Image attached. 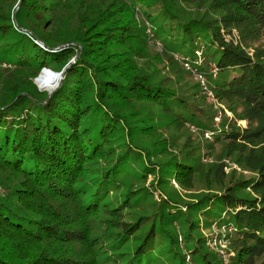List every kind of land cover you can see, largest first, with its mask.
Here are the masks:
<instances>
[{
  "label": "trees",
  "instance_id": "16d2710c",
  "mask_svg": "<svg viewBox=\"0 0 264 264\" xmlns=\"http://www.w3.org/2000/svg\"><path fill=\"white\" fill-rule=\"evenodd\" d=\"M200 46L188 92L176 57ZM43 67L67 68L50 94ZM187 124L200 132L179 143ZM201 174L199 198L162 194ZM197 217L227 231V254ZM153 263L264 264V0H0V264Z\"/></svg>",
  "mask_w": 264,
  "mask_h": 264
},
{
  "label": "rangeland",
  "instance_id": "374dc122",
  "mask_svg": "<svg viewBox=\"0 0 264 264\" xmlns=\"http://www.w3.org/2000/svg\"><path fill=\"white\" fill-rule=\"evenodd\" d=\"M195 7L194 6H188L187 7V10H193ZM196 12V10L194 11ZM200 13V15H203V18L204 19H210V18H213L212 16H214L215 14L212 12V11H205V12H201V11H198ZM135 15V19L141 23L142 21V17L141 16H138L136 14ZM150 28H152L151 24H148ZM199 44V43H198ZM201 45L203 43H200ZM201 48H199V54L200 56H202L201 52L203 50L202 46H200ZM156 48V47H155ZM158 48H156L157 50ZM204 51H205V48H204ZM174 56V55H173ZM175 57V56H174ZM192 57V56H191ZM194 58V57H193ZM7 58H4L3 61H6ZM47 63L50 67H54V66H57V62L51 60V57L49 56L47 58ZM162 73L166 76L168 74L171 73V71L167 68L166 70L162 71ZM46 76V77H45ZM49 76L51 77V75L49 74V72H44L39 79H42L45 77V79L39 83H36L35 82V79H34V82L35 84L37 85L38 89L40 91H47L49 92V90H51L53 88L54 85H57L56 88L59 86L60 82L62 81L63 77L61 79H58L56 76V79L53 80V83H51L50 86H46V82H47V79L49 78ZM54 76V75H52ZM206 77V76H205ZM38 79V80H39ZM37 80V82H38ZM174 81H176V83L180 86H182V88L185 90V91H188V92H191L192 90L196 89L197 86H199L197 84V82L200 83L199 79L197 78V76L195 75H183V74H179V75H175L174 76ZM59 82V83H58ZM44 83V84H43ZM43 84V85H42ZM197 84V86H196ZM42 85V86H40ZM45 86V87H43ZM54 88V90L56 89ZM51 93V92H50ZM231 117L232 115L229 113V112H226V115L225 116H228ZM221 118H224V115H221ZM238 124H240L241 126L243 127H247L248 126V123H247V120H240L238 122ZM215 125L216 126H219V123L216 124L215 122ZM189 128V127H188ZM191 131H184V135L180 138V141L179 143H182L185 139V136L187 134H190V132L192 134H198L200 131L197 130V129H191L189 128ZM205 138L208 139L209 142H212L214 143V140H213V135H210L208 133H205ZM203 143H201V151H200V156L202 157L203 154L205 153L206 151V148H207V141L203 140ZM215 145V148H217V150H220L221 148V145L219 143H214ZM175 153H179V149H176L175 150ZM208 157L206 156H203V162L205 163L204 165V171L207 170L208 166H206V164H208L210 162L211 159H207ZM238 168V167H237ZM226 171H230L231 168H227L225 167ZM236 176H239V177H248L249 176V173L248 172H242V169L238 168L237 172L235 173ZM246 175V176H245ZM197 178H194V188L190 191H187L183 188H181L174 180H170V184H168L167 182L165 183V186H163V190H162V194L166 195V191L174 194L177 198H179L180 200H182L181 203H185V202H189V201H192L196 198H199L202 194H205V192H207L206 190V186H205V182H204V178L202 176V174L200 176H196ZM151 176L148 177V179L150 180ZM149 182V181H148ZM147 182V183H148ZM137 186H141V182H137ZM148 187H151V185H147ZM210 186H211V191L210 193H213L214 191H216L217 187L216 185L211 182L210 183ZM159 196V191L158 189H156V191L153 193V196H150V197H147L146 199V206H148V209L149 211L147 210V213H151L152 212V209L151 207L149 206V202H151V200H155L156 198H158ZM154 198V199H153ZM148 204V205H147ZM184 205V204H183ZM186 208V207H185ZM182 210H185L184 208ZM183 212H186V214H188L189 216H195L194 213H191L190 211H188V208L183 211ZM199 212V211H197ZM196 212V213H197ZM209 213V214H208ZM220 213V209H214V211H210V212H206L204 214V219L207 220L209 217L208 216H212L214 214H219ZM208 215V216H207ZM203 219V217H197L195 218V223L193 224L198 230H196L195 228L193 229V232L197 235V236H205L206 238V245L209 246L210 248H212L214 250V252L216 253H219L221 255H223V251H224V254L226 253L225 251V248H229V243L226 242V240H224L223 238L226 237V233L227 231H218L217 227H215V225L211 224H206L205 223V220ZM181 222V221H180ZM197 223V224H196ZM185 225H177L176 227V231H179L177 232L178 235L181 234V230L182 228H184ZM210 235H212V238H210ZM195 237V236H194ZM196 238V237H195ZM180 246H184L185 245H180ZM185 249V248H182V250ZM227 254V253H226ZM186 259L188 260L189 259V255H186ZM155 264V263H153Z\"/></svg>",
  "mask_w": 264,
  "mask_h": 264
},
{
  "label": "built area",
  "instance_id": "2783aa9c",
  "mask_svg": "<svg viewBox=\"0 0 264 264\" xmlns=\"http://www.w3.org/2000/svg\"><path fill=\"white\" fill-rule=\"evenodd\" d=\"M136 15L140 16V11L139 10H137ZM147 33H148V36H149V39H150V43L154 44L156 46V48L160 49L159 48L160 47L159 40L157 38L153 37L152 31H151L149 26L147 27ZM196 53L198 55L197 58L196 59H192L190 61H188V60L184 61V60H181V59L177 58L176 56L175 57H176V59H178L179 61L182 62V64H183V66H184L186 71H188L191 74L197 76V78L199 79L200 83L204 84L205 76L202 73L197 72L195 67H194V65H193V64H196L199 60H201V56H200L199 52L196 51ZM52 71L53 70H51L50 68L43 67L41 69V71L39 72L38 76L36 77L35 82L37 83V80L40 78V76L43 74V72H51L52 73ZM212 71L214 72L215 69H212ZM52 75H54V74L52 73ZM220 118H221V113L218 112L217 116H216V119H215L216 122H218L220 120ZM187 127L191 128V129H196L193 125H188L187 124Z\"/></svg>",
  "mask_w": 264,
  "mask_h": 264
},
{
  "label": "bare ground",
  "instance_id": "6f19581e",
  "mask_svg": "<svg viewBox=\"0 0 264 264\" xmlns=\"http://www.w3.org/2000/svg\"><path fill=\"white\" fill-rule=\"evenodd\" d=\"M49 74L51 75V77L49 76V78L47 79V82H46V86H50L51 85V83H53V80L54 79H56V77L58 78V79H61V74L59 75V74H54V76H52V73L51 72H49ZM56 76V77H55ZM59 83V82H58ZM44 84V83H43ZM42 84V85H43ZM39 85V84H38ZM42 85H40V86H42ZM58 85V84H57ZM57 85H54L53 86V88L51 89V90H49V94H50V92H52L53 90H54V88H56V86ZM43 87H45V86H43Z\"/></svg>",
  "mask_w": 264,
  "mask_h": 264
},
{
  "label": "water",
  "instance_id": "95a60500",
  "mask_svg": "<svg viewBox=\"0 0 264 264\" xmlns=\"http://www.w3.org/2000/svg\"><path fill=\"white\" fill-rule=\"evenodd\" d=\"M66 69H67V68L63 69V70L60 71V72H54V71H52V73H53V74H59V75L61 74V78H62V77L64 76V74H65Z\"/></svg>",
  "mask_w": 264,
  "mask_h": 264
},
{
  "label": "clouds",
  "instance_id": "9594fccd",
  "mask_svg": "<svg viewBox=\"0 0 264 264\" xmlns=\"http://www.w3.org/2000/svg\"><path fill=\"white\" fill-rule=\"evenodd\" d=\"M140 16L142 17V19L144 20V18H143V16H142V14H141V12H140ZM146 23V32H147V27L149 26V25H147V22H145ZM148 34V33H147Z\"/></svg>",
  "mask_w": 264,
  "mask_h": 264
}]
</instances>
